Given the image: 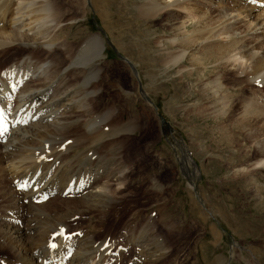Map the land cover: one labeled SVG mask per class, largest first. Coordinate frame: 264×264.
Listing matches in <instances>:
<instances>
[{"label":"rangeland","instance_id":"1","mask_svg":"<svg viewBox=\"0 0 264 264\" xmlns=\"http://www.w3.org/2000/svg\"><path fill=\"white\" fill-rule=\"evenodd\" d=\"M55 2L67 18L79 17L74 25L79 35L99 34L105 40L108 56L100 83L104 93L94 105L109 107L114 112L111 122H130L134 129L121 141V164L116 167L123 165L127 176L112 190L117 192V200L109 210L66 218L63 231L67 241L76 243L85 234L93 235L94 240L107 237L113 243L111 253L116 255L107 264H131L135 258L143 259L127 238L147 231L168 248L158 264H264V165L254 164L259 159L255 149L264 145V88L249 84L242 76L250 73L256 59L264 58V50L238 48L234 54L245 55L239 61L244 71L226 70L222 65L225 59L215 63L204 54L208 46L198 50L192 47L199 44L205 26L194 31L189 26L192 46H188L189 54L177 60L180 48L171 42L176 40L172 30L176 25L170 24L187 16L190 19L192 15L186 10L148 12L144 10L145 0ZM187 7L203 13L207 24L218 17L226 21L230 10L238 8L229 0H223L219 8L209 9L200 1ZM224 26L229 30L227 36L239 33L229 24ZM252 37L244 40L242 47L255 43ZM217 43L222 44L220 40ZM214 45L210 53L217 51ZM250 98L258 100L257 110L262 116L257 120L243 115V106ZM181 154L189 159L188 169L179 162ZM87 155L83 149H75L71 157L85 161ZM1 183L0 191L5 188L10 192L8 181L0 179ZM5 190L4 196L0 193V223L7 228L14 223L21 229L23 217L11 223L3 220L9 201ZM52 206H61L55 213L62 210V215L75 209L58 203ZM48 207L47 212L52 213L53 207ZM0 239V264H16L10 240ZM122 248L126 251H119Z\"/></svg>","mask_w":264,"mask_h":264},{"label":"bare ground","instance_id":"2","mask_svg":"<svg viewBox=\"0 0 264 264\" xmlns=\"http://www.w3.org/2000/svg\"><path fill=\"white\" fill-rule=\"evenodd\" d=\"M145 1L144 10L148 12L186 10L193 16L170 24V27L176 25L172 29L176 40L171 42L179 45L177 60L189 54L188 46L192 41L189 26L193 27L192 31L205 26L199 44L190 46L196 50L209 47L204 54L216 60L215 63L225 59L222 65L226 70H242L239 61L244 60L245 55L234 54L238 48H246L247 52L264 50V0H229L233 7L238 6L237 10H230L226 21L218 17L209 19L208 24L203 13L195 12L197 8L194 10L191 6L200 1L209 9L219 8L223 0ZM56 3L55 0H0V64L4 63L0 67V120L8 123L10 119L9 131L0 136V179L7 180L11 186L10 192L1 186L9 196V201L2 198L8 201L3 220L11 223L23 217L24 222H21L25 223L21 229L14 223L10 228L0 223V234L10 240L16 264H107L116 257L111 253V240L107 237L94 240L93 235L85 234L76 243L68 242L63 221L79 213L111 209L117 200L114 195L117 192L112 190L122 185L127 173L123 165L116 167L121 164V141L132 135L134 129L130 122H111L114 112L109 107L94 105L104 93L100 83L104 80L103 67L108 56L105 40L99 34L79 35L74 27L79 17L67 18ZM250 18L254 21L250 22ZM225 24L231 25L232 31H238L237 36H227L229 30ZM69 33L72 34L69 36ZM258 34L261 37L256 39ZM249 37L255 43L242 47ZM219 40L222 44L217 43ZM214 44L216 56L209 52ZM126 64L133 69L129 62ZM244 75L249 84L264 88L263 56L256 59L250 73ZM257 104L258 100L250 98L243 106V115L251 116L252 120L261 118L264 112L258 114L261 110H257ZM14 123H17L15 127ZM102 144L105 146L99 149ZM176 145L180 150L179 143ZM75 149L87 152L85 161L71 157ZM255 154L259 159L254 164L264 165V145L255 149ZM179 160L188 169L189 159L181 154ZM15 180L18 183L14 184ZM45 196L48 200L43 202ZM52 203L66 205L68 209L70 205L75 206V209L72 212L66 209L68 212L63 215L61 210L59 215L55 212L61 206L54 209ZM47 207H53L52 213L56 215L51 217ZM31 224L35 225L31 227ZM127 239L143 259L135 258L131 264H158L167 255L168 248L147 231L142 236L131 235Z\"/></svg>","mask_w":264,"mask_h":264},{"label":"snow or ice","instance_id":"3","mask_svg":"<svg viewBox=\"0 0 264 264\" xmlns=\"http://www.w3.org/2000/svg\"><path fill=\"white\" fill-rule=\"evenodd\" d=\"M52 247H55V245H52Z\"/></svg>","mask_w":264,"mask_h":264}]
</instances>
